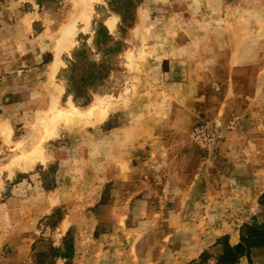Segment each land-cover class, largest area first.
Instances as JSON below:
<instances>
[{
	"label": "rangeland",
	"instance_id": "obj_1",
	"mask_svg": "<svg viewBox=\"0 0 264 264\" xmlns=\"http://www.w3.org/2000/svg\"><path fill=\"white\" fill-rule=\"evenodd\" d=\"M229 168L263 223L264 0H0V264H217Z\"/></svg>",
	"mask_w": 264,
	"mask_h": 264
},
{
	"label": "crops",
	"instance_id": "obj_2",
	"mask_svg": "<svg viewBox=\"0 0 264 264\" xmlns=\"http://www.w3.org/2000/svg\"><path fill=\"white\" fill-rule=\"evenodd\" d=\"M168 39L171 40V42L168 44L169 49H183L186 48L188 45V38L186 35H183L182 33L178 32L173 35H168ZM220 176H216L213 181L211 179L205 180V185L198 184L197 185V195L192 200H189L188 204L183 205H175L178 208H184V205L187 207H192L194 205L197 209H200V212L202 215L201 217L196 218L197 220H194V223L200 222V224H207L210 227L207 229L205 234H203L202 237H198L196 244L197 247L192 246L191 249L187 251H183L185 256H196L198 254V249H204L209 244H211L217 237L227 234L229 242L231 244H236L240 241V226L244 222L248 220V217L253 214V196H252V190L253 186H256V178L251 177H243V175H238L237 183L235 185L230 186H223L217 185V179H224L231 174V168L228 170H222L219 172ZM206 176V175H205ZM236 179V177H234ZM243 178H246L245 180ZM223 179V181H224ZM250 183V184H249ZM180 189V193H191L192 188L188 187L185 191ZM240 191H243L242 193ZM240 192L241 194L234 195L236 193ZM230 194L233 195V204L235 207H231V211L228 210L226 213L222 214V211L219 213L221 216H216L214 212L219 210H225L224 201L225 199H228L230 197ZM224 196H228V198H224ZM180 199V198H179ZM249 199L251 201H249ZM177 200V199H176ZM196 200V201H195ZM193 202V203H192ZM228 203V201L226 202ZM229 205H232V203H228ZM227 213H229V217H227ZM225 215V216H224ZM264 256V248H254L251 252V257L254 259V262L260 264L262 257ZM5 257L1 261H3V264H6ZM249 258L247 256H242L237 264H248Z\"/></svg>",
	"mask_w": 264,
	"mask_h": 264
},
{
	"label": "trees",
	"instance_id": "obj_3",
	"mask_svg": "<svg viewBox=\"0 0 264 264\" xmlns=\"http://www.w3.org/2000/svg\"><path fill=\"white\" fill-rule=\"evenodd\" d=\"M130 5L134 6L135 3L130 2ZM126 17H127L126 14H124L123 19H125ZM99 33L102 34L104 37L106 36L108 38H111L110 34H108V31L106 30L105 25L101 26ZM86 63L87 61H84V64ZM95 73L96 71H94L93 73H90L86 77L91 78V76ZM96 76L97 74H95V77ZM86 77L84 76L82 78L83 79L85 78L87 79V81H90ZM73 79H74V75H73ZM257 247H264V222L254 223V224L245 223L241 227L240 242L234 245L231 244L228 240L224 242L223 251L217 257V260H218L217 264H237L242 256H247L249 258V261L252 262L251 252H252V249L257 248ZM204 255L205 254L203 253L202 256ZM194 263L201 264V261L193 262L191 264H194Z\"/></svg>",
	"mask_w": 264,
	"mask_h": 264
},
{
	"label": "bare ground",
	"instance_id": "obj_4",
	"mask_svg": "<svg viewBox=\"0 0 264 264\" xmlns=\"http://www.w3.org/2000/svg\"><path fill=\"white\" fill-rule=\"evenodd\" d=\"M69 32H70V28L66 29V30L64 31V33H62L63 36L59 39V40H60V45L58 46V48L61 47L63 41L69 39V38H68V37H69Z\"/></svg>",
	"mask_w": 264,
	"mask_h": 264
},
{
	"label": "built area",
	"instance_id": "obj_5",
	"mask_svg": "<svg viewBox=\"0 0 264 264\" xmlns=\"http://www.w3.org/2000/svg\"><path fill=\"white\" fill-rule=\"evenodd\" d=\"M195 134L198 135V136H201V135L205 134V130L198 128V129L195 130Z\"/></svg>",
	"mask_w": 264,
	"mask_h": 264
}]
</instances>
